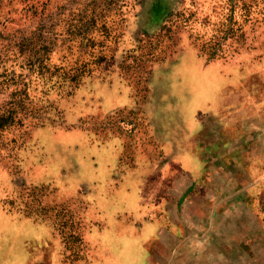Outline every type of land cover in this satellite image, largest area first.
<instances>
[{"label": "rangeland", "instance_id": "1", "mask_svg": "<svg viewBox=\"0 0 264 264\" xmlns=\"http://www.w3.org/2000/svg\"><path fill=\"white\" fill-rule=\"evenodd\" d=\"M0 119V264H264V0H0Z\"/></svg>", "mask_w": 264, "mask_h": 264}, {"label": "crops", "instance_id": "2", "mask_svg": "<svg viewBox=\"0 0 264 264\" xmlns=\"http://www.w3.org/2000/svg\"><path fill=\"white\" fill-rule=\"evenodd\" d=\"M198 123H199V122H198ZM198 126H199V125H198ZM193 129H194V128H193ZM189 130H190V128H189ZM189 130H188V134H189ZM201 130H202V129H201L200 126L197 127L196 130L194 129L193 132H192V134H191V137L194 138L195 135H199V134L201 133ZM187 137H188V136H187ZM191 137L189 138L190 140L193 139V138H191ZM189 139L187 138L188 141H189ZM183 144H184V143H183ZM190 154H191V153H190ZM191 155H192L193 157L201 158L200 155H198V156H195L194 154H191Z\"/></svg>", "mask_w": 264, "mask_h": 264}, {"label": "trees", "instance_id": "3", "mask_svg": "<svg viewBox=\"0 0 264 264\" xmlns=\"http://www.w3.org/2000/svg\"><path fill=\"white\" fill-rule=\"evenodd\" d=\"M85 26H86V25H83V27H85ZM4 118H5V117H4ZM6 119H7V118H6ZM1 120H2V119H0V127H1ZM2 121H3V120H2Z\"/></svg>", "mask_w": 264, "mask_h": 264}]
</instances>
